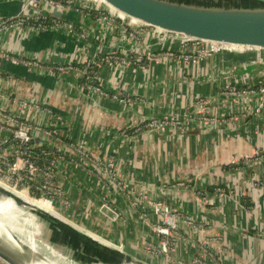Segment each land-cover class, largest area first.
Segmentation results:
<instances>
[{
  "label": "crops",
  "instance_id": "crops-1",
  "mask_svg": "<svg viewBox=\"0 0 264 264\" xmlns=\"http://www.w3.org/2000/svg\"><path fill=\"white\" fill-rule=\"evenodd\" d=\"M22 6L0 0V21ZM70 8L57 27L0 32V53L46 66L0 55V110L60 153L52 208L150 264H264V49L201 55L191 42L162 43L146 29L125 38L120 19L92 0ZM135 49L147 52L145 64L128 60ZM150 120L159 125L147 131ZM147 200L205 230L179 222L163 251L154 230L161 216ZM103 203L119 218L102 214Z\"/></svg>",
  "mask_w": 264,
  "mask_h": 264
},
{
  "label": "water",
  "instance_id": "water-1",
  "mask_svg": "<svg viewBox=\"0 0 264 264\" xmlns=\"http://www.w3.org/2000/svg\"><path fill=\"white\" fill-rule=\"evenodd\" d=\"M119 12L148 25L176 32L185 38L213 41L243 48L264 49V0H101ZM29 13L34 11L29 9ZM63 19L64 12L40 11ZM0 195L24 207L40 222L46 223L59 237L76 247L85 264H150L102 242L66 219L42 210L0 185ZM44 255L34 252L14 231H0V259L7 264L47 263Z\"/></svg>",
  "mask_w": 264,
  "mask_h": 264
},
{
  "label": "built area",
  "instance_id": "built-area-1",
  "mask_svg": "<svg viewBox=\"0 0 264 264\" xmlns=\"http://www.w3.org/2000/svg\"><path fill=\"white\" fill-rule=\"evenodd\" d=\"M92 2L94 3V8L100 13L108 12L111 17H118L120 19L121 25L124 28L122 36H124L125 38L134 39L137 36L136 33H138V30L146 29V31H149V34L152 37L162 43H164L165 41H170L171 43H173L174 41H179V43L181 44L191 42L195 46H197V52H199V54L201 55H211L212 53L218 52L221 49L234 48L223 43L185 38L183 35L176 32L168 31L156 26H151L140 20L129 17L101 0H92ZM72 5L73 0H23V6L21 7V10L18 14L0 21V32L9 29V27H23L24 25H26V23L34 25L35 23H31L27 20L29 16L32 17L34 21H43V17L47 16L40 12V9L43 7H47L46 9H48V11L58 10L62 12L71 9L70 7ZM84 5L88 7L86 4ZM84 5L82 7H85ZM101 5L103 6V8L101 7ZM29 9L33 10L34 12L32 14L29 13ZM106 9H108V11H106ZM104 17L105 16H103V18ZM53 19V27H57L58 25L55 24H60L57 23L60 21L56 20L55 18ZM36 24L44 26L47 25L43 23ZM67 26L72 27L71 24H67ZM134 41L137 40L135 39ZM130 53L134 54L135 60H128L134 63H136L137 61H141L143 58L147 57V52L143 53L142 51H139L137 49L130 51ZM0 55L10 59L14 64H35L40 71H46L45 65L29 60L24 55H14L12 53L6 52L0 53ZM111 59L112 57H108L106 60ZM88 79L90 80L89 83L93 85L92 82H95L97 77L96 75H93L90 78L88 76ZM148 125L149 127L147 131H150L152 128L158 127L159 122L157 120H150L148 122ZM2 130H5L8 134L5 137H0V178H3L4 180H6V182L9 181L10 183L14 184V188L12 190L17 191V189L15 188L23 189V186H26L25 189L29 192L31 187L29 183L31 181H35L36 172H40L42 176V182L41 184L36 185L35 188L36 190L40 191L44 197H47L45 200L50 201V199L54 197L53 195L56 193L57 189L55 186V169L57 161L60 159L61 155H56L48 164H44L42 166L34 163L33 161H30V159L26 157L25 147L29 145L30 140L33 138L28 132V129L25 127L23 122L18 121L14 115L0 110V131ZM9 139H11V141ZM38 144L42 145L43 142H38ZM4 145L9 146V155H6L5 150L2 149ZM21 148H23L24 150ZM27 155L29 156L28 153ZM8 156H12L13 159L11 162L7 159ZM112 176L115 177V173H112ZM48 193H50V196H47ZM143 198L146 200L145 197ZM147 202L161 216V221L154 226V230L158 235H163L165 237L160 244L163 251H168V249L171 248L170 240L168 238L172 235L173 232L177 231L179 222H181L183 226L190 227L194 232H203L205 230L204 226L202 224H198V222H195L191 216L186 214L179 215L168 204H165L162 201L147 200ZM99 209L102 214H104L106 217L109 216L112 220H116L119 218V213L106 203H103ZM203 239H205L206 241L205 236H203ZM192 264H202V261L199 258L194 257L192 259Z\"/></svg>",
  "mask_w": 264,
  "mask_h": 264
},
{
  "label": "bare ground",
  "instance_id": "bare-ground-1",
  "mask_svg": "<svg viewBox=\"0 0 264 264\" xmlns=\"http://www.w3.org/2000/svg\"><path fill=\"white\" fill-rule=\"evenodd\" d=\"M227 46L233 47L235 45L225 44ZM242 47V46H240ZM235 48V47H234ZM245 48V47H244ZM0 185L3 184L0 182ZM6 188V186H5ZM10 190V189H9ZM17 196L21 199L29 202L31 205L41 208L44 211L51 212L57 215V212L52 208L49 204L48 200L43 199H35L30 197L28 194H25L22 191L12 190ZM24 207L17 206L9 197L0 198V231H4V227L11 228L17 237L26 245H28L34 252L43 254L44 260L47 261L46 264H69L65 257H57L54 256L50 247L45 246L47 249V253L42 252L40 247L38 246L36 240L34 239L33 229L38 228V224L36 223L37 218L34 217L31 213L28 212ZM20 215L24 216L20 218ZM38 222V221H37ZM20 225V226H19ZM93 235V234H91ZM93 237L101 240L102 242L106 243L103 239L93 235ZM53 258V259H52ZM55 258V259H54ZM147 261V260H146ZM68 262V263H67ZM149 262V261H148ZM151 263V262H150ZM39 264H45L39 263Z\"/></svg>",
  "mask_w": 264,
  "mask_h": 264
},
{
  "label": "rangeland",
  "instance_id": "rangeland-1",
  "mask_svg": "<svg viewBox=\"0 0 264 264\" xmlns=\"http://www.w3.org/2000/svg\"><path fill=\"white\" fill-rule=\"evenodd\" d=\"M0 182L3 184L4 187L6 186L7 189L12 190L14 188V184L10 183L9 181L6 182V180H4L3 178H0ZM25 188L26 186H23V189ZM15 189L22 190L25 194H28L30 197L35 199L38 198L45 200L47 198L44 197L42 194H40V197H35L34 195L30 194V192H28L26 189L25 190H23L22 188H15ZM58 193L59 190L56 189V193L53 196H57ZM49 194L50 193H48L47 196H50ZM1 196L2 195H0V198ZM55 212H57V216H59L62 219H65L63 218V216H60L57 210H55ZM22 217L24 216L20 215V218ZM37 221L36 223L39 226L38 228H34L32 231L34 233V239L36 240L42 252L47 253L48 251L45 248V246H48L51 248V250H53L52 254L54 256L65 257L66 260L69 262V264H85L84 262H82L81 252H79V250L76 247L70 244L66 239L59 237L58 234L54 232L53 229H51L46 223L40 222L38 219ZM82 256L85 257L84 255ZM2 264H7V263L3 262Z\"/></svg>",
  "mask_w": 264,
  "mask_h": 264
},
{
  "label": "trees",
  "instance_id": "trees-1",
  "mask_svg": "<svg viewBox=\"0 0 264 264\" xmlns=\"http://www.w3.org/2000/svg\"><path fill=\"white\" fill-rule=\"evenodd\" d=\"M43 21H34V19L32 17H28V21L31 23H43V24H49L51 23L52 20H54L52 16H44L43 17ZM58 21H64L65 19H58L55 18ZM130 60L134 61L135 60V56L134 54L131 53V55L129 56ZM146 58V57H145ZM143 58L141 61H137V63L140 64H145L147 62V59ZM86 76V79L92 77L95 74H89ZM88 81L90 82V80L88 79ZM95 83V82H93ZM11 141V139H9ZM39 141L35 140V139H31L29 142V145L27 147H25V151H26V157H28L30 159V161H33L34 163H37L38 165L42 166L44 164H48L56 155L60 154L57 150L55 149H51L49 147H47L46 145L42 144H38ZM23 149V148H21ZM24 150V149H23ZM27 153L29 154V156L27 155ZM7 159L11 162L12 161V156H8ZM3 165V164H2ZM42 182V176L40 172H36L35 175V181H31L29 184L31 185L30 187V194L34 195L35 197H40L41 192L36 190L35 186L41 184ZM82 261L86 260L85 257L81 256Z\"/></svg>",
  "mask_w": 264,
  "mask_h": 264
}]
</instances>
